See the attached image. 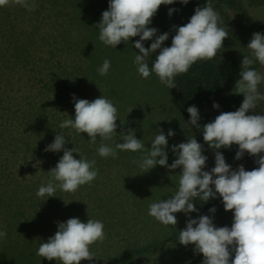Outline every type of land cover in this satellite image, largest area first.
<instances>
[{
  "label": "rangeland",
  "instance_id": "374dc122",
  "mask_svg": "<svg viewBox=\"0 0 264 264\" xmlns=\"http://www.w3.org/2000/svg\"><path fill=\"white\" fill-rule=\"evenodd\" d=\"M212 1L225 9L227 29L236 26L237 9L241 8L245 13L242 32L246 39L251 40L253 33L264 34V0ZM30 3H35V10L15 4L0 7V35L2 30L5 35L0 38L2 142L11 143L6 133L18 114L28 116L29 111L36 109L47 116L50 125H60L65 119H74L75 100L91 102L103 96L117 108L116 142L122 143L123 135L132 129L134 136L150 148L154 136L159 134L158 129L166 136L170 129L175 133L168 137L165 149L167 163L171 165L178 158L172 147L192 138L179 112L175 87L169 89L161 84L154 72L147 79L140 76L134 64L139 52L131 40L121 42L116 49L99 40L96 25L102 13L90 5L89 0H30ZM158 53L159 50L150 55V68ZM105 59L111 66L108 74L101 76L98 69ZM257 72L264 76V66L261 65ZM258 90L264 95V81ZM254 111V114H264V100L258 102ZM86 141L90 155L101 164L94 181L103 200L97 209L102 213L100 221L104 224L106 239L91 245L94 258L82 260L80 264H101L117 252L133 248L146 251L139 264H203V255L195 250V245L184 246L178 241V233L185 227L190 213H176L175 228L165 227L148 215L151 203L169 199L178 190L182 169L170 170L157 165L143 172L134 162L141 158L140 152L123 151L119 156L117 151V158H104L98 155L97 149L102 142L114 147L112 141H101L97 137L93 144L88 136ZM2 145L0 173L6 171L13 177L29 178L25 171L26 155L21 160L15 159L16 163L5 164L4 160L10 162L8 158L12 153L6 144ZM28 172L31 176V171ZM0 181L3 182L0 186V231L7 233L0 238V264H60L36 254L39 245L56 232L52 225L55 222H51L54 206L43 202L32 211L27 206L29 193L24 192L23 187L4 185L8 181L1 176ZM16 204L23 205V209H18L25 215L44 217L40 224L43 227L41 235L35 236L37 244H31L34 251H23V242L15 240V234L10 233L19 231L9 225L10 220H22Z\"/></svg>",
  "mask_w": 264,
  "mask_h": 264
},
{
  "label": "clouds",
  "instance_id": "9594fccd",
  "mask_svg": "<svg viewBox=\"0 0 264 264\" xmlns=\"http://www.w3.org/2000/svg\"><path fill=\"white\" fill-rule=\"evenodd\" d=\"M174 2L109 0L108 10L103 11L102 19L96 25L99 40L114 49L121 42H129L138 36L139 40L134 44L139 52L134 58L138 73L147 79L154 72L160 83L169 89L176 87L175 77L187 73L197 61L214 59L223 48V41L229 36L220 26L219 13L211 3H207L195 9L188 23L176 28L170 47H161L169 34L165 32L156 36L157 29L148 25L161 5ZM188 2L180 0L185 5ZM13 4L29 11L36 8L30 0H0V7ZM173 11L169 9V15ZM149 40L153 42L145 48L143 42ZM247 48L251 56H243L241 65L245 70L240 71L241 78L236 81L234 90L244 97L240 107L234 112H222L216 116L213 122L203 126L202 134L204 142L213 150L238 145L236 159L242 158L245 152L258 157L255 162L259 167L251 171H246L242 165L232 170L219 151H215V166L210 172L204 171L207 157L202 154V145L194 136L172 147V152L178 158L168 165L165 149L168 137L175 134L171 129L167 136L162 129H158L159 134L154 136L150 148H146L141 139L134 136L132 129L123 135L122 143L116 142L117 108L103 96L91 102L87 99L75 100L74 119H65L59 125L61 129L72 128L78 134L86 133L93 144L97 137L101 141H112L114 147L103 142L100 144L97 153L101 157L111 156L115 159L118 150L140 152L141 158L134 162L138 163L143 172L157 165L170 170L182 169L175 194L169 199L149 205L148 215L165 227L175 228L178 222L176 213L187 215L196 212L193 203L196 198L207 202L218 194L225 211H233L231 228L216 227L210 216L200 215L198 219H188L185 229L179 232V243L184 246L195 245V250L203 255V264H264V155H261L264 154V114H247L255 112L258 102L264 100V95L258 90L264 76L251 67L254 61L264 66V34L253 33ZM157 50L159 53L150 68L149 57ZM110 66L111 62L105 59L98 69L99 74L106 76ZM218 107V104H213V108ZM187 112L190 117L187 124L199 128L198 108L190 106ZM65 143V136L61 133L45 148V151H63V155L56 166L49 170L51 175L47 183L39 187L36 193L39 198L55 197L57 189L75 193L81 186L91 185L98 176L96 161L85 158L78 147L65 148ZM73 153L78 154L79 159L74 158ZM215 210L214 207L209 209L211 213ZM6 235V232L0 231V238ZM105 239L102 221L88 219L85 223L79 218H69L66 222L58 223L55 234L39 245L36 254L49 261H59L60 264H80L82 260H92L94 254L90 246L103 243ZM232 253L234 259L230 262Z\"/></svg>",
  "mask_w": 264,
  "mask_h": 264
},
{
  "label": "trees",
  "instance_id": "16d2710c",
  "mask_svg": "<svg viewBox=\"0 0 264 264\" xmlns=\"http://www.w3.org/2000/svg\"><path fill=\"white\" fill-rule=\"evenodd\" d=\"M207 3H211L213 9L219 13L221 17L220 26L229 33V36L223 41V48L219 50L214 59L197 61L187 73L175 77V99L181 117L186 124L190 119L187 108L196 106L199 110L200 119L197 122L199 128L187 125L190 128L192 137L194 136L197 142L202 145V154L207 157L206 166L203 169L204 171L210 172L215 166V151H219L224 156L225 162L231 166L232 170H236L242 165L246 171H251L259 167L255 162L258 157L250 156L245 152L242 158L236 159L235 156L239 150L238 145H232L227 149L221 148L219 150H213L204 142L202 134L205 124L213 122L215 117L222 112L236 111L244 99L242 94H236L234 91L236 81L241 78L239 75L240 71L245 70L244 66L241 65L243 56H251V51L247 48L250 39H246L242 32L244 28L242 22L245 19L244 11L241 8L237 9L239 21L237 20V24L233 29H227L224 23L227 17L225 15V9L218 6L214 1L189 0L185 5L180 3V0H175L173 4L161 5L148 27L157 29L156 36L167 32L169 37L161 47H170L176 28L188 23L195 9L197 7L202 8ZM89 4L103 13V11L108 10L109 0H89ZM169 9H174L171 15H169ZM1 33L2 35H0V38H3L5 36L4 31L2 30ZM154 39L155 37H153V40ZM130 40L135 43L139 40V37H133ZM152 42V40L144 41V47L148 48ZM251 67L258 71L261 65L258 61H254ZM214 103L218 104L219 107L213 108ZM247 114L254 113L250 111ZM14 120L15 122L11 123V127L6 133V137L10 139L11 143L9 141L7 143L2 142V133H0V151L3 148V143L6 144L9 147V151L14 154H11L12 156L10 155V158H8L10 162L4 160L6 161L5 164L16 163L17 161L15 159L21 160L26 155L24 158L26 159L24 160L25 171L29 178H24L23 176L21 178L13 177L10 173L4 171L2 174L0 173V176L8 181V183L4 185L15 184V186L18 185L19 187H23L21 189L29 193L26 200L27 206H29L32 211L37 210L36 207L43 202L53 205L54 213L51 222H55V224L52 225H54L56 231L58 223L66 222L69 218H79L81 222L85 223L88 219L100 220L102 213H99L97 207L101 205L103 200L100 198V195H98L99 189L96 188L97 182L95 181H93L91 185L86 184L81 186L75 193H68L57 189L55 197L39 198L36 195L39 187L42 184H46L47 180L50 178L51 173L49 170L56 166L63 155V151H45V148L54 141L57 134L62 133L65 136V148L71 149L73 147H78L80 153L85 158L88 160L94 159L96 161L95 167L99 170L101 164L95 157L90 155L91 151L86 141L87 135L85 133L78 134L70 128L61 129L59 125H50V120H48L47 116L36 109L29 111L28 116L25 113L18 114ZM76 136L79 138L77 139ZM118 152L119 156L120 154L123 155V151L118 150ZM73 155L74 158L79 159L78 154L73 153ZM31 161H33V164ZM0 167H2V165ZM28 171H31V176ZM1 185H3L2 181H0V186ZM7 203L11 205L10 202ZM193 203L197 211L191 212L188 219H198L200 215H208L212 218L213 224L216 227L227 226L231 228L233 223V211H225L222 198L219 197L218 194L215 198H210L207 202L196 198ZM15 206L16 209L21 212L20 217L22 220H16V222L10 220L9 225L19 230L17 232L12 230L10 233L15 234V240H19L21 243L23 242V251H34L35 247H32L31 244L36 243L37 238L35 236L38 237V235H41L40 231H42L43 227L41 228L40 224L44 217H36L31 213L25 215L22 210L24 208L23 205L16 204ZM213 207L216 210L214 213H211L209 209ZM91 210H93V213ZM45 220H48L47 217H45ZM48 222L50 223V219ZM22 232L25 233L22 234ZM36 244L34 246H36ZM145 252V249L142 248L124 249L101 264H139L141 256ZM231 259H234V253H232L230 257V262Z\"/></svg>",
  "mask_w": 264,
  "mask_h": 264
}]
</instances>
